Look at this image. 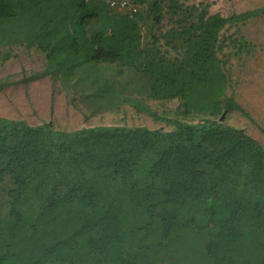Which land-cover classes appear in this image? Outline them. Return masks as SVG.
Returning <instances> with one entry per match:
<instances>
[{
    "label": "trees",
    "instance_id": "1",
    "mask_svg": "<svg viewBox=\"0 0 264 264\" xmlns=\"http://www.w3.org/2000/svg\"><path fill=\"white\" fill-rule=\"evenodd\" d=\"M166 2L142 0L145 9L131 15L103 0H0V49L38 47L44 75L92 63L132 68L150 77L151 98L182 102L172 117L135 101L170 130H66L0 115V181L13 183L0 213V264H132L134 243L157 226L173 241L196 224L213 234L197 264H264V143L225 120L235 109L250 115L230 96L218 51L223 30L264 7L224 17L175 1L178 25L145 42L143 26L163 22ZM161 39L183 52L167 55ZM193 113L220 119L185 118Z\"/></svg>",
    "mask_w": 264,
    "mask_h": 264
},
{
    "label": "rangeland",
    "instance_id": "2",
    "mask_svg": "<svg viewBox=\"0 0 264 264\" xmlns=\"http://www.w3.org/2000/svg\"><path fill=\"white\" fill-rule=\"evenodd\" d=\"M185 5L205 4L211 15L228 17L264 7V0H167L164 20L143 26L144 41L152 35L161 36L176 27L180 18L171 8L174 2ZM162 51L171 57L183 52L159 43ZM10 51L12 57L3 58ZM219 56L230 80V96L250 115L247 118L239 109L225 116V120L245 129L264 143V14L229 25L223 30L219 43ZM47 68L46 53L36 46L15 45L0 49V115L27 119L33 124L52 122L55 126L75 130L86 126L129 125L149 126L170 130L164 122H156L144 111H139L135 101H143L161 114L172 117L182 102L180 99L159 101L151 98L150 77L132 68L119 72L114 65L92 63L74 73L57 76L44 75ZM203 117L220 119V116L189 114L185 118L198 122ZM95 181L97 176H88ZM13 187L7 176L0 181V213L7 215L8 192ZM212 226L196 224L179 231L173 241L161 238L157 226L147 241L134 243L132 264H197L204 262L208 242L213 238ZM131 243L125 245L130 250ZM45 264H66L48 261Z\"/></svg>",
    "mask_w": 264,
    "mask_h": 264
},
{
    "label": "built area",
    "instance_id": "3",
    "mask_svg": "<svg viewBox=\"0 0 264 264\" xmlns=\"http://www.w3.org/2000/svg\"><path fill=\"white\" fill-rule=\"evenodd\" d=\"M112 10L123 14H137L146 7L142 0H103Z\"/></svg>",
    "mask_w": 264,
    "mask_h": 264
}]
</instances>
